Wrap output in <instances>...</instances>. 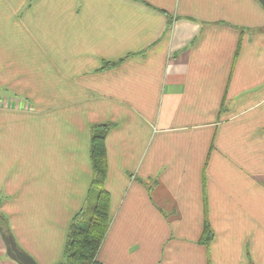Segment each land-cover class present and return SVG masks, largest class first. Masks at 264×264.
Listing matches in <instances>:
<instances>
[{
  "label": "crops",
  "instance_id": "1",
  "mask_svg": "<svg viewBox=\"0 0 264 264\" xmlns=\"http://www.w3.org/2000/svg\"><path fill=\"white\" fill-rule=\"evenodd\" d=\"M103 124L101 264H264L256 0H0V216L36 264L62 262Z\"/></svg>",
  "mask_w": 264,
  "mask_h": 264
},
{
  "label": "trees",
  "instance_id": "2",
  "mask_svg": "<svg viewBox=\"0 0 264 264\" xmlns=\"http://www.w3.org/2000/svg\"><path fill=\"white\" fill-rule=\"evenodd\" d=\"M113 65L115 63H104V67ZM110 127L111 124H103L91 130V187L84 206L73 216L68 226L62 264H101L97 260L98 252L112 221L110 196L103 188L107 173L105 137ZM0 230L10 233L7 219L3 216H0ZM211 238L212 231L205 222L202 244L209 246Z\"/></svg>",
  "mask_w": 264,
  "mask_h": 264
},
{
  "label": "water",
  "instance_id": "3",
  "mask_svg": "<svg viewBox=\"0 0 264 264\" xmlns=\"http://www.w3.org/2000/svg\"><path fill=\"white\" fill-rule=\"evenodd\" d=\"M256 1L264 9V0ZM0 236L5 245L6 255L10 260L17 264H36V262L28 254H26L17 246L11 233L2 232V230H0Z\"/></svg>",
  "mask_w": 264,
  "mask_h": 264
},
{
  "label": "rangeland",
  "instance_id": "4",
  "mask_svg": "<svg viewBox=\"0 0 264 264\" xmlns=\"http://www.w3.org/2000/svg\"><path fill=\"white\" fill-rule=\"evenodd\" d=\"M97 188H98V187H97ZM97 188H96V189H97ZM97 190H98V189H97ZM3 198L6 199V197H3ZM7 200H9V199H7ZM2 201H3V199L1 198V199H0V202H2ZM110 207H111V206H110ZM87 208H89V204H88V207H87ZM89 216H90V214L88 215V217H89ZM0 239H2L1 236H0ZM59 264H61V263H59Z\"/></svg>",
  "mask_w": 264,
  "mask_h": 264
}]
</instances>
